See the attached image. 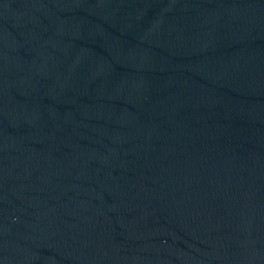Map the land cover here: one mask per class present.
<instances>
[{"label": "water", "instance_id": "obj_1", "mask_svg": "<svg viewBox=\"0 0 264 264\" xmlns=\"http://www.w3.org/2000/svg\"><path fill=\"white\" fill-rule=\"evenodd\" d=\"M197 92L264 216V0H134Z\"/></svg>", "mask_w": 264, "mask_h": 264}]
</instances>
